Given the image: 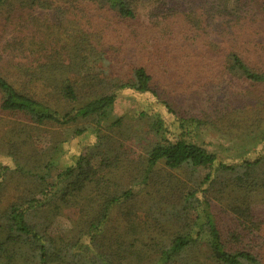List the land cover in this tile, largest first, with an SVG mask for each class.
Masks as SVG:
<instances>
[{"label": "trees", "instance_id": "16d2710c", "mask_svg": "<svg viewBox=\"0 0 264 264\" xmlns=\"http://www.w3.org/2000/svg\"><path fill=\"white\" fill-rule=\"evenodd\" d=\"M142 5L181 27L171 64L213 70L181 103L146 66L162 49L129 51ZM258 21L264 0H0V264H264ZM123 91L148 101L118 114Z\"/></svg>", "mask_w": 264, "mask_h": 264}, {"label": "rangeland", "instance_id": "374dc122", "mask_svg": "<svg viewBox=\"0 0 264 264\" xmlns=\"http://www.w3.org/2000/svg\"><path fill=\"white\" fill-rule=\"evenodd\" d=\"M148 10L149 7L147 5H142L137 9V12L139 13V20L141 23L134 29L139 30L140 33L131 32L128 35L129 51L134 52L137 49L144 47L145 45H147L148 50L154 49V47L156 46L161 48L163 52L162 56L160 52L152 51L148 54L146 51V58L150 59L146 66L149 67L152 73H154L155 79L165 85V91L170 95H177V97L179 98L177 99L181 103V101H183L182 96L188 93L189 90H194V87L201 85L204 82L206 83L212 76L213 70H210L209 62L205 64L203 60L194 59L193 57H190L188 59L189 64L186 66H182L180 63L174 61L171 64L170 62L172 61V57L174 56V51L170 47H166L163 44V38L174 39L176 41L175 51L177 54V52L180 50L181 41H179L180 36H178V34L181 31V27H172L179 31H175L169 34L168 28L171 19L166 23H161L159 21L155 22L154 20L150 19ZM32 12L34 15L38 16L40 19L46 22H50L52 20L51 13L49 11L34 10ZM246 25L251 26V24L248 23ZM186 28L187 30H194L191 27ZM248 32H252L257 40L264 42V25L260 21L254 24L251 30L246 32L248 36H246L245 39L249 37ZM7 37L8 35H6V38ZM184 40L185 38H182V41ZM168 41L171 42L172 40ZM123 68L124 66L120 65L118 69L121 75H123ZM260 92L264 93V91ZM121 93L122 94L117 99L115 105V111L118 114L129 113L140 107V105L147 103L148 101L145 96H140L130 91H123ZM66 131L69 132L68 130ZM66 131H64V133H66ZM204 140L206 141V147L208 149L218 150L222 157H228L232 159L237 156H252V146L248 145L237 147L236 149H229L230 146L226 142V140L222 139L215 133H206ZM36 141L40 146L44 147L48 142V138L44 135L41 138L37 137ZM67 144L68 143H66L65 145ZM71 146L73 147V149L78 146L76 139L71 142ZM69 225L70 222L67 213H64L63 216H59L54 219L52 229L54 231H61L67 229Z\"/></svg>", "mask_w": 264, "mask_h": 264}]
</instances>
